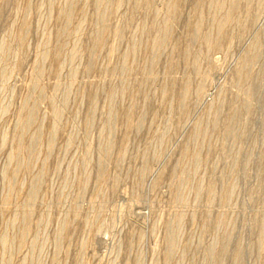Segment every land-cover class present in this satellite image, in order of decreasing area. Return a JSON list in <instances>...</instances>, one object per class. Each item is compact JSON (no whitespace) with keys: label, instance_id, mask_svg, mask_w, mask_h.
I'll list each match as a JSON object with an SVG mask.
<instances>
[{"label":"rangeland","instance_id":"374dc122","mask_svg":"<svg viewBox=\"0 0 264 264\" xmlns=\"http://www.w3.org/2000/svg\"><path fill=\"white\" fill-rule=\"evenodd\" d=\"M176 1L0 0V264H264V0Z\"/></svg>","mask_w":264,"mask_h":264},{"label":"bare ground","instance_id":"6f19581e","mask_svg":"<svg viewBox=\"0 0 264 264\" xmlns=\"http://www.w3.org/2000/svg\"><path fill=\"white\" fill-rule=\"evenodd\" d=\"M176 1V0H175ZM212 1H214L213 3H214V9L216 10V11H222V10H220L222 7H224L223 5L225 4V3H228L227 5H228V8H227V5L225 6L228 10L225 12V13H223V14H221V15H219V13L217 14V15H215L216 17L214 18V26H215V35H207L206 37H205V40H206V42H207V44H209L210 45V48L211 47H216L217 45H218V41L219 40H221V38H222V36H224L225 35V33H226V26H227V23L229 22V20H230V16L232 15L231 14V12L236 8V4L238 3V1L237 0H212ZM211 1V2H212ZM174 2V1H173ZM177 2V1H176ZM140 3V2H139ZM171 4V3H170ZM167 6V5H166ZM212 6V7H213ZM255 6V5H254ZM216 7V8H215ZM166 9V8H165ZM177 9H178V4L177 3H173V4H171V5H169V7H168V12H169V14H168V16L167 17H165L166 18V20L165 21H163L162 22V24L160 25V26H157L156 28L159 30V33H158V35L155 37V38H152V39H154L153 40V42H151V43H153V46H155V47H159L160 46V44H162V41H163V38H166L167 36H168V34H170L169 33V31L171 30L170 29V19L173 17V15H174V13L176 14V11H177ZM223 9V8H222ZM167 10V9H166ZM214 10V13H216V11ZM248 10H250L249 8L247 9V11ZM200 11H202V10H200ZM211 11V10H210ZM196 13H198V11H196ZM222 13V12H221ZM233 13V12H232ZM201 14V13H200ZM200 14H195V15H197V16H200ZM256 14V13H255ZM165 15H166V13H165ZM67 16V15H66ZM175 16V15H174ZM201 16H202V14H201ZM203 17H204V15H203ZM202 17V18H203ZM201 18V19H202ZM200 19V20H201ZM197 20H199V19H197ZM203 20V19H202ZM158 22V21H157ZM203 24V22L201 21V25ZM153 26H154V23L152 24ZM192 25V24H191ZM153 26H152V29H153ZM195 28V27H194ZM199 28V27H198ZM200 29H201V27H200ZM198 29L196 28V31H197ZM214 30V29H213ZM120 31V30H119ZM152 32V31H151ZM198 32V31H197ZM100 33V32H99ZM155 33V32H154ZM172 37V36H171ZM196 38V37H195ZM220 38V39H219ZM102 39H103V35H98V36H96L95 37V42L97 43V44H101V42H102ZM164 42V41H163ZM96 43H94V44H96ZM150 43V42H149ZM206 44V45H207ZM150 46V45H149ZM162 46V45H161ZM161 46L159 47V49L161 48ZM254 48H256L255 46H254ZM156 49V48H155ZM158 49V48H157ZM210 50V49H209ZM153 51V50H152ZM156 51V50H155ZM157 51H159V50H157ZM156 51V52H157ZM216 51V50H215ZM155 52V53H156ZM212 54V53H211ZM253 54H254V52H253ZM253 54L251 53V55L249 54L247 57H246V60L247 61H250L254 56H253ZM155 54H153V56H154ZM255 55V54H254ZM156 57H154V59H155ZM194 62H197V61H194ZM196 64V63H195ZM197 65V64H196ZM196 65H195V67H196ZM200 67V66H199ZM245 67V66H244ZM201 70V69H200ZM240 71H242V70H240ZM240 75H242V76H244L243 75V72H241V74ZM239 75V76H240ZM246 76V75H245ZM244 76V77H245ZM190 79V78H189ZM188 88H189V82H188V80H186L185 82H184V84H183V94L184 95H186L187 94V91H188ZM249 93V92H248ZM248 96V95H247ZM187 97V96H186ZM186 102V101H185ZM31 112V111H30ZM30 112H29V114H30ZM55 112V111H54ZM28 115V114H27ZM60 115V114H59ZM31 116H32V114H30L29 116H28V118H26V120L25 119H23V121L25 120V122H27V120H28V122H29V119H31ZM25 117V116H24ZM22 121V120H21ZM31 121V120H30ZM24 122V123H25ZM23 123V122H22ZM26 124V123H25ZM23 125V124H22ZM28 125V124H27ZM26 125V126H27ZM25 126V125H24ZM25 126V127H26ZM20 127V126H19ZM23 127V126H22ZM24 127V128H25ZM130 127V126H129ZM21 129V128H20ZM172 239V238H171ZM170 239V240H171ZM19 241H20V239H19ZM171 242V241H170ZM172 246V245H171Z\"/></svg>","mask_w":264,"mask_h":264}]
</instances>
